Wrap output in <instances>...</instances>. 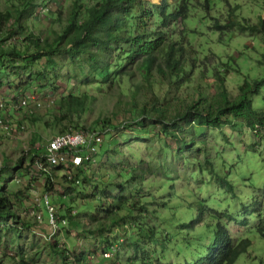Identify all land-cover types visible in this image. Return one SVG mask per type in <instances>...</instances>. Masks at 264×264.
<instances>
[{
  "label": "trees",
  "instance_id": "16d2710c",
  "mask_svg": "<svg viewBox=\"0 0 264 264\" xmlns=\"http://www.w3.org/2000/svg\"><path fill=\"white\" fill-rule=\"evenodd\" d=\"M193 1L176 0L172 3L162 0L161 3L152 4L148 0H101L96 6L88 7L81 0H74L67 25L59 33L50 31L48 34H37L28 21L38 18L40 13L42 17L52 20L53 16L61 17L62 12L49 0L40 3L35 0H14L0 12V91L4 84L9 83L10 74L16 77L20 73L32 74L35 70V75L43 81L40 89L51 90L44 80L47 73L61 67V60L75 65L77 58L85 57L89 66L87 73L80 70V79L70 68L69 81H79L85 91L62 92L57 101L59 116H55L52 123L46 122L44 114L38 119L35 114H26L20 117L23 121H17V127L10 128L11 133L8 134L3 133L4 128L0 124V145L8 140L15 142L16 138L11 139L8 135L11 136L23 122L33 123L35 120L41 121L43 126L61 125L54 136L86 133L94 139H101L102 144H108L104 155H99L96 150L97 153L88 159H85L88 157L86 154L94 142L90 143V147L74 151L84 155L86 168L54 166L46 155L48 140L43 141L42 136L34 134L13 167L9 166L8 160L4 163L0 173L10 172L14 175L12 180L24 179V187L12 193L6 185L0 186V245L8 243L16 248L14 255L10 250L3 249L0 264H51L56 261L60 264H89L94 256H97L99 264H104L109 260L118 261L115 257L120 255H128L126 264H175L170 256L178 238V253L185 254L187 250L195 248L199 250L196 256L199 257L207 249L204 257L196 262L185 260L184 264H236L241 255L252 248V240L242 236L246 228L249 229L252 216L257 219L256 235L264 242V190L258 194L255 192L253 202L242 204L237 212H220L208 206L205 200L197 198L189 202L176 188L179 180L208 170L205 166H209L217 175L223 172L222 169L224 173L232 171L227 170V161L220 169L215 170L213 166L208 148L212 144L208 139L212 130L222 131L236 122L251 130L257 141L264 145V111L256 109L251 99L252 95L262 91L264 76L251 77L247 74L237 86L236 95L232 96L227 86L230 69L217 65L216 55L211 54L210 60L207 59L210 70L198 73L197 62L193 68L188 65V54L196 56V52L189 47L186 35L188 32L196 33V30L185 27L188 32L182 33V30L176 39L166 36L165 28L168 26L181 21L185 24ZM209 5L207 1L206 8ZM159 23H162L163 29H151L152 25ZM227 26L231 29L237 27L240 32L249 31L264 36L263 16L258 23L230 21ZM215 27L218 30L226 28L219 21H216ZM120 43H126L129 52L122 51ZM114 45L116 49H112ZM262 66L264 56L261 65H257ZM138 75L140 78L136 80L135 76ZM124 78L129 79L131 84L125 102L124 97H120L118 90L114 89L115 81ZM175 80L179 84L171 99L166 97L162 101L156 96L153 89L156 84H172ZM211 81L213 84H210ZM190 85L194 87V93L187 97L180 94L184 86ZM23 87L19 84L13 88V84H10L9 90L13 95L6 100L0 93V99L8 101L9 106L19 104L28 108L22 105L24 100H29V105L32 102L40 104L35 101L34 95L26 96V92L18 96ZM29 88L26 86L25 91ZM90 90L103 97L116 98V108L106 113V106L100 108L93 123L82 126L80 120L84 119L83 115L88 113L90 105L96 104L98 98L91 95ZM5 102L1 109L4 114L7 107ZM12 117L18 118L15 115ZM5 124L10 125L9 122ZM125 131L136 134L133 140L138 142L142 138L159 142L160 149L155 150V155L148 161L150 164L142 167L127 165L119 144V137ZM223 137L229 141L225 134ZM102 144L96 149L101 148ZM256 146L258 144L252 148ZM152 148V145L148 146V149ZM186 153L199 154L204 161L187 157ZM197 162V169L190 164ZM95 164L103 170L100 180L97 179L99 173L93 171ZM244 166L241 171L246 170ZM246 176L242 174V177ZM59 179L68 187L60 188L64 190L62 193L55 188V181ZM39 180H45L42 193L32 192L33 184ZM147 182L150 189L157 187L159 191L152 193L145 188ZM218 182L228 194L237 196L227 175L221 181L218 178ZM113 188L115 193H112ZM145 189L148 196L144 195ZM130 193L135 194L136 198H130ZM52 194H56V202L49 199ZM31 195L34 200L28 210L34 217L35 227L20 216L24 200L30 199ZM78 197L86 201L82 204L83 209L77 205ZM66 199L68 203L64 205ZM91 202H99L98 207L95 208ZM49 207L53 208L56 230L49 225ZM183 208L191 212L187 214L188 219L192 218L189 222L182 215L177 216ZM44 209L48 222L42 225L45 222ZM229 224L236 226L233 231L228 229ZM68 225L81 230L80 237L90 243L91 249L82 252L80 244L76 243L70 251L61 245L57 236L59 233L69 236ZM32 227L47 234L44 238L45 248L40 246L42 241L37 240ZM121 227L124 229L117 233V237L123 233L125 239L121 237L122 241H118L116 236H111L114 230ZM201 227L204 229L199 230ZM208 232L213 233L210 242L199 245L200 237L207 236ZM93 241L95 244H92ZM22 244L26 248L37 247L35 258L20 255L18 251L23 249ZM102 254L108 259H104ZM113 264L117 263L114 261ZM259 264H264V257Z\"/></svg>",
  "mask_w": 264,
  "mask_h": 264
},
{
  "label": "rangeland",
  "instance_id": "374dc122",
  "mask_svg": "<svg viewBox=\"0 0 264 264\" xmlns=\"http://www.w3.org/2000/svg\"><path fill=\"white\" fill-rule=\"evenodd\" d=\"M14 0H0V12L4 11L9 2ZM16 1V0H15ZM38 3L42 2V0H35ZM88 7L96 6L101 0H81ZM152 4L161 3L162 0H148ZM174 3L176 0H169ZM209 1V8H206V3ZM52 4H56L58 9L62 12V16L58 17V15L53 16V20L50 18L42 17L41 13L38 14V18L34 17L28 21V25L31 29L35 30L37 34L44 33L48 34L51 32L59 33L64 26L67 25V17L74 0H49ZM190 15L188 19L185 21L178 22L176 24H172L165 28L167 38L176 39L178 35L183 30L182 33L188 32L185 27L196 30V33L188 32L186 38L188 39L189 47L192 48L196 52V56H191L188 54V65L193 68L195 62L198 63L196 71L200 73L201 71L210 70L209 64L207 63V59L210 60V55L214 54L217 56V65L224 66L226 69H230V75L227 78V86L229 87V91L232 96H235L237 93V86L243 82L244 76L247 74L251 77L255 76H264V66L257 67V65H261L263 62V54H264V36L261 33H251V32H240L237 27L231 29L227 26V23L230 21L240 22V23H258L261 17H264V0H194L191 3ZM194 7V8H193ZM216 21H219L222 26H226L223 30H218L215 27ZM152 30H161L163 29L162 23L151 26ZM188 47V49H189ZM117 46H113L112 49H116ZM124 52H129L130 48L126 45V43H120L119 47ZM190 50V49H189ZM177 54V53H176ZM191 56V59H189ZM116 56H113V59ZM213 57V56H211ZM214 64V63H211ZM44 65V64H43ZM61 67H57L53 72L47 73L45 78V82H47L51 86V90L40 89L42 88L40 83H43L36 75V71L33 70L32 74H24L20 73V75L13 77L10 74L8 78V84H4L3 89L0 91L2 97L8 99L13 94L9 90V85L13 84V88L19 86V84L23 85L22 92L18 95L21 96L25 92L26 96L34 95L35 101L40 103V107L36 106L35 102H32L27 107H22L19 104H14L12 106L8 105V101L5 102L6 112L1 113L0 117L3 122H9L7 125L1 124V127L4 134L11 133L10 128L17 127V121H23L20 117L22 115H32L35 114L36 119L40 118V115L44 114V118L47 120L46 122L53 121L55 116H59L58 114V98L60 94L64 91L67 92H75V91H85V89L81 88V84L79 81H69L70 76V68L72 71L76 72L75 75L80 79L82 76L80 75V70L84 73L89 71V66L87 65V58L81 57L76 59L75 65L70 64L69 62H65L64 60L60 61ZM78 66V67H77ZM80 68V69H79ZM51 70V69H49ZM210 72V71H209ZM208 72V73H209ZM5 76V75H3ZM209 75H207L208 77ZM140 76H135V79L138 80ZM127 80L124 78L122 81H115V88L118 90V94L120 97H124V102L126 101V96L129 94L131 89V84H127ZM179 81L175 80L172 84L168 83H158L155 85L156 96L160 98L162 101L165 100L166 97L169 99L176 93V86H178ZM213 84V81L210 82ZM26 86H30V88L25 91ZM92 87V86H91ZM91 95L98 96L97 102L95 105H90L89 111L87 114H84V119H81L80 122L82 126L91 125L93 121L97 118L99 109L106 106V111L114 110L116 98L111 96H101L97 92L90 90ZM194 93V87L192 85L185 86L181 89L180 94H183L184 97H187L189 94ZM23 97V96H22ZM264 87L259 94L252 95L251 99L253 101L254 107L260 111H264ZM151 98V97H149ZM105 101V102H104ZM135 113V112H134ZM18 117L17 119H13L12 116ZM28 117V116H27ZM5 122V123H6ZM65 125V124H64ZM238 125V126H237ZM23 128H27L23 130ZM16 131H13L12 135H8L11 139H15V142L8 140V142H4L0 145V170L3 167L4 163L7 160L10 162L9 166L12 167L17 163L20 157L23 155V151L25 145L23 143H31V139L36 134L37 136H42L43 141L49 140L54 135L58 133V129L62 127H53V126H43L41 121L35 120L33 123L31 121L23 122L22 126ZM71 131V130H70ZM18 134V136H16ZM224 134L226 135V139L229 141H225ZM136 134H132L131 131H125L124 135L119 137V144L122 147L124 157L127 159L128 166L142 167L150 164L148 161L151 159V156L155 155V150H159V142L157 140H150L142 138L141 142L133 140ZM5 137V136H4ZM209 141L212 143L208 146L210 147V157L213 162V166L215 170L220 169L222 164H225L226 161L228 163L227 170H232L228 173H224L225 170L222 169L223 172L214 173L213 170L209 166H205L208 170H204L199 172L198 175H194L192 177L184 178L176 182L177 191L181 193L183 196H186V199L189 202H194V200H205L207 205L211 208L217 209L220 212L233 211L237 212L241 205L244 203H252L253 196L255 192L258 194L264 190V145L263 143H259L257 141L255 134L252 133L247 127L240 125L239 123H234L229 125L226 129L222 131L212 130L208 135ZM129 140V141H128ZM46 143V142H43ZM166 144V143H165ZM256 144V148L254 147ZM152 145L153 152L149 153L151 150L148 149V146ZM107 142L102 144V147H98L99 155H104L108 150ZM250 150L254 151H248ZM187 157H196L199 158L202 162L204 161V157L199 154L186 153ZM248 164L244 166V164ZM193 166L199 165L195 163H190ZM124 166V167H128ZM234 166V168L232 167ZM246 168V170H240L242 167ZM86 168V167H84ZM93 171L99 173L97 179L100 180V173L103 171L99 168L97 164L93 167ZM242 174H247L246 177H242ZM224 175L228 176V179L233 183L235 187L236 197L231 194H228L226 190L220 187V183L218 182V178L220 181L224 178ZM14 175L9 172L0 173V186L6 185L8 190L12 193L17 192L18 190L23 189L24 185L22 182L24 179L18 178L12 180L11 178ZM118 180H120L118 178ZM126 179H123V181ZM130 181V179H129ZM45 180H39L33 184V190L37 192H41L43 190V184ZM55 188H68L64 186V182L59 179L57 182L55 181ZM59 186V187H58ZM151 187L147 182L145 188ZM59 192H64L61 190ZM150 189V188H149ZM152 193H157L159 188L152 187ZM116 190L113 188L112 193H115ZM147 190L145 189L144 195L148 196ZM130 198L135 199L136 195L133 193L128 194ZM52 197V198H51ZM49 199L52 201L57 200L56 194L49 195ZM140 199V198H139ZM33 197L31 195L30 199L24 200V207L21 210L20 216L27 222V224H34V217L30 214L29 208L31 207V203L33 201ZM92 200V199H91ZM150 201V198H147ZM139 203L140 200H138ZM83 199L78 197L77 205L81 206L84 204ZM64 205H67L68 200H64ZM93 205L95 204V208L98 207L99 202H91ZM81 204V205H80ZM15 210V209H14ZM17 212V210H15ZM188 209L183 208L178 213V217L181 215L187 218ZM19 213V212H17ZM191 213V212H189ZM43 217L45 222L42 225L48 222V214L43 210ZM249 229L246 228V231L243 233V237H249L252 240V248L249 250L247 254H242L240 259L236 262V264H259V260L264 257V242L260 240V238L256 235L255 226L257 224V219L255 216L251 217ZM192 219V218H191ZM191 219H188L189 222ZM43 219H41L42 221ZM236 226L233 224H229V228L231 231L234 230ZM33 228V227H32ZM45 229H48L44 226ZM120 229H116L113 232V236L118 238V241H122L120 238L122 235L117 237V233L121 232ZM204 228H200L202 230ZM248 229V230H247ZM68 230L70 231V235H62L59 233L57 236L59 238V242L65 248H68L70 251L73 250L76 243L80 244L82 252H87L89 248L91 249L90 243L83 240V237H80L81 230H77L75 226H69ZM1 232V229H0ZM32 232L36 235L37 240L42 241L40 246L45 248L46 241L44 238L47 234H44L37 228H33ZM1 234V233H0ZM213 233L208 232L207 236H201L199 239V245H204L209 243L212 239ZM124 237H122L123 239ZM125 239V238H124ZM178 240H175L173 248H175L174 252L171 254L170 259L175 264H184L185 260H189V262H196L200 258L204 257L207 254V249L205 253L199 257H196L199 254V250L197 249H189L185 254L178 253ZM45 242V243H43ZM95 244V241L92 242ZM198 245V247H199ZM23 249L18 251L20 255L27 256L28 258H35V254L37 252L36 248H26L25 244H22ZM18 247V246H17ZM12 247L10 244L0 245V253L3 254L4 250H10L12 254H16L13 252L16 248ZM22 248V247H21ZM12 249V250H11ZM93 250V249H92ZM192 254H190V252ZM204 252V251H203ZM101 253V251H100ZM104 257V254H102ZM128 255H120L115 257L118 261L114 260L117 264H126ZM104 259H108L104 257ZM110 259V258H109ZM110 261V260H109ZM105 261L104 264H113V262ZM125 261V262H124ZM37 262V259L34 260ZM51 264H60L59 261L52 262ZM89 264H99V260L97 256L91 258Z\"/></svg>",
  "mask_w": 264,
  "mask_h": 264
},
{
  "label": "built area",
  "instance_id": "2783aa9c",
  "mask_svg": "<svg viewBox=\"0 0 264 264\" xmlns=\"http://www.w3.org/2000/svg\"><path fill=\"white\" fill-rule=\"evenodd\" d=\"M29 100H24L22 103L23 106H28ZM4 102L0 99V109L4 108ZM37 107H40V104L36 105ZM0 124H3L4 126L7 125L3 122L2 118L0 117ZM94 142L93 147H91V150L89 151L88 157L85 159H88L89 157L94 156L98 149H96V146H100L102 144V140L99 138H93L91 136H88L86 133H73L66 136H54L47 142V156L48 161L51 163V165H73L76 167H84V155H79L74 153L75 150L83 149L85 146L90 147V143ZM97 150V151H96ZM48 214H49V225L54 230H56L55 222L53 218V208H48ZM40 219V216H39Z\"/></svg>",
  "mask_w": 264,
  "mask_h": 264
},
{
  "label": "crops",
  "instance_id": "0c3cea01",
  "mask_svg": "<svg viewBox=\"0 0 264 264\" xmlns=\"http://www.w3.org/2000/svg\"><path fill=\"white\" fill-rule=\"evenodd\" d=\"M24 145H26L27 143H23Z\"/></svg>",
  "mask_w": 264,
  "mask_h": 264
}]
</instances>
